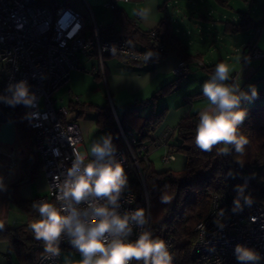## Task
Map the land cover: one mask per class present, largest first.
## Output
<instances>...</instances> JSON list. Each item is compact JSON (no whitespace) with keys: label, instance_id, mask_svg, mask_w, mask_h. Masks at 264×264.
<instances>
[{"label":"built area","instance_id":"2783aa9c","mask_svg":"<svg viewBox=\"0 0 264 264\" xmlns=\"http://www.w3.org/2000/svg\"><path fill=\"white\" fill-rule=\"evenodd\" d=\"M117 1L107 0L103 6L115 11ZM102 29L103 26L92 15L86 17L67 5L58 4L52 9L40 0H0V96L10 95L5 89L10 83L21 80H26L30 92L35 93L37 102L31 107L22 106L40 160L39 169L47 181L48 198L57 207L61 203L57 200V185L63 181L75 153H82V134L77 122L70 118V107L55 106V93L69 83L70 72L79 66L80 53L97 57L98 66L92 68L103 78L105 55L141 62L148 54L142 48L132 47L124 39L103 36ZM261 29L260 25L254 26L248 50L243 56V67H247L252 60L264 58V50L257 44ZM154 35L155 30H152L150 36ZM189 71L190 64L181 60L173 74L179 77ZM240 74L241 70L232 73L226 83H235ZM257 93L255 100H264V91ZM0 101L6 104L4 100ZM116 122L123 140V145L117 149L116 159L121 162L128 177V186L122 192L118 211L123 214L137 208L145 209L148 222L144 229L148 230L149 200L140 162L148 165L150 150L158 147L165 148L161 155L165 164L174 161L176 154L170 143L174 130L137 145L134 130L122 128L118 116ZM14 154L15 150L6 153L9 157ZM224 161L229 177L237 184L240 197L229 202L217 194L210 196L209 212L195 225L197 238L191 246L190 255L194 264H242L235 256V247L240 244L255 250L261 257L257 264H264V204L258 201L256 195L261 185L252 179V169L246 164L233 158H224ZM136 186L143 188L144 202L135 203ZM141 231V228L134 227L129 239L135 240ZM163 240L173 258L172 264H176L174 239L166 235ZM60 242L64 247L75 249L67 237H62ZM61 256L60 250L56 256L45 251L35 264H62ZM8 259L11 264V258Z\"/></svg>","mask_w":264,"mask_h":264},{"label":"crops","instance_id":"0c3cea01","mask_svg":"<svg viewBox=\"0 0 264 264\" xmlns=\"http://www.w3.org/2000/svg\"><path fill=\"white\" fill-rule=\"evenodd\" d=\"M105 1L107 0H83L85 8L88 10V15L87 13L83 14L79 7L74 8L68 4L65 5L81 12L86 17L92 15L103 27H111L114 31L120 30L127 21L135 24L137 29L151 31L168 16L171 32L180 42L179 53H169L162 59L154 60V62L141 61V63L127 64L122 61H116L112 55H105V57L107 56V59L104 58L103 62L105 77L103 78L98 74L96 76L104 80L105 89L108 92L113 111H116L115 105L124 109L133 106L137 109L139 115L144 116L150 110L148 106H152L155 110L161 108L159 101L162 98L159 97L156 102H153V98H150V96L154 95L155 92L161 94L162 91L160 89L176 79L173 70L179 61L185 60L190 64V71L185 75L186 78L182 81H177L174 85L175 88L173 87V93L168 94V96L176 95L179 102L175 104V107H172L169 103L168 105L163 103L164 108L167 109L166 116L161 125L151 133V139L166 131H173L181 118L187 114L197 113L199 116V113L207 106L208 101L203 94L195 95L189 100L186 97L202 91L203 84L211 77L207 76V74L196 72L200 68H204L209 74L214 73L215 65L223 62L229 66L230 75L241 70L240 77L235 84H238L242 90L250 94L251 89L249 86L251 85L255 86L257 92L264 91V58L252 60L247 67H243L242 61L245 52L248 50L255 23L262 24L257 44L259 48L264 50V0H219L223 3L225 2L230 9L225 8L223 10L219 8L218 17L214 16L217 6L211 0H198L199 3L194 2V0H180V2L183 1L187 4L192 2V5L188 4L185 7L187 13L184 14V19L179 20L178 18L176 24L181 21L182 25H187L184 23V21H187L188 24L191 23L194 27H189L186 33L183 32V38L176 34L178 27H176L177 29L174 28L172 20L174 17L171 16L168 0H118L116 2V11L120 12L123 18L122 21L115 18L116 11L103 6ZM175 1L177 2L178 0ZM194 3L195 5H193ZM143 9L151 10L148 21L143 20L138 15ZM245 10L246 13L242 12ZM246 18H248V25L245 26ZM180 52L185 54L186 59L182 58ZM79 57V66L72 71L73 77L70 74L69 83L60 88L55 93V96H58L57 94L63 89L70 94L76 93V89L80 90L75 87L74 92L72 88L68 87L70 81L77 83V78L83 76L86 63L92 62V59L95 60L97 57L93 54L83 53H80ZM198 62L202 64L200 65ZM93 66H91V69H93ZM59 100L62 101L63 97L57 98L56 102ZM79 101L80 98L75 94L72 99L70 98L68 106L70 107L71 103L78 104ZM244 103L247 105L264 104V100H255L254 98L251 101L244 100ZM55 106L58 107L56 104ZM82 116L83 114L78 116L76 112H73L71 119L77 122L81 130V151L83 154L86 153L87 146L84 142V131L88 135V141L90 138L91 142L98 140L104 134L95 124V115H91L92 117L90 118H82ZM92 128L95 130L94 134L90 130ZM16 133H18L17 127ZM90 133L93 135L91 136ZM174 136L175 132H173L172 140L170 141L171 145L174 142ZM0 149L2 150L0 152V182L4 179L2 182L3 187H0V190L5 188L6 193L11 194L18 205L23 207L26 220L20 226L29 228L31 223L40 218L39 213L33 208V203H53L51 198H48L47 181L39 166L33 178L23 181L25 183L21 185H14L17 181L25 179L30 173L29 156L35 155L37 160H39L35 146L30 138L20 139L18 137L13 149L3 144H0ZM158 149H162L164 153L165 148L163 147L153 148L151 153ZM12 150H15L14 156H7L6 153ZM177 156H181L185 162V157L180 154H176L175 160H177ZM88 158L91 157L88 155ZM179 169L181 170L180 167ZM0 227L3 226L0 225ZM60 251L62 264H79L82 259L78 250L65 247L60 249ZM9 257L12 261L11 264L19 263L9 241L6 239L0 240V264H9Z\"/></svg>","mask_w":264,"mask_h":264},{"label":"trees","instance_id":"16d2710c","mask_svg":"<svg viewBox=\"0 0 264 264\" xmlns=\"http://www.w3.org/2000/svg\"><path fill=\"white\" fill-rule=\"evenodd\" d=\"M55 6H51L52 9ZM115 18L123 20L119 11L115 12ZM244 25H248V18H246ZM255 25L261 26L262 24L255 23ZM152 30H155V35L151 37ZM152 30L137 29L135 24L127 21L120 30L114 31L111 27H103L102 35L124 39L134 48H142L147 53H153L147 60H143L144 62H154V60L162 59L169 53H179L180 42L171 32L168 16ZM180 55L186 59L184 53L180 52ZM118 57L127 64L141 63L121 56ZM209 71L213 72L212 70ZM181 77H185V75L176 77L174 81L162 87L161 93H168L174 87L175 81ZM202 94L203 92L199 91L186 97L189 100L195 95ZM240 107L246 112L244 120L236 129L237 138H243L247 141L242 152H236L234 146L223 143L214 145L210 151L198 147L195 137L199 116L197 113H193L182 117L174 128L178 142H172V148L175 154L185 157L184 170L179 172L172 169L156 171L150 161L148 165L140 162L144 169L145 188L150 201L148 230L152 232L154 238L163 240V237L167 235L174 239L176 264H194L195 261L190 255L191 246L197 238L194 228L198 220L209 212L210 196L217 194L229 202L240 197L235 180L228 175L224 158L236 159L252 169V179L261 185L256 193L257 199L264 204V104L247 105L242 100ZM70 109L76 112L78 116L84 112L83 106L77 103H71ZM166 112V108L156 111L153 109L142 116L137 113L135 107L131 106L124 109L119 120L122 128L127 131L134 130L136 144L141 145L151 139V133L161 125ZM95 117V124L98 129L104 135L110 134L117 149L121 148L123 140L113 116L112 107L108 105L96 106ZM17 131L20 139L30 138L33 142L31 129L26 121L17 119ZM225 148L228 149L227 154H224ZM28 163H30V173L25 179L17 181L14 185L25 183L23 181L33 178V175L37 173L40 160H37L35 155H31ZM134 189L135 203L144 202L143 188L136 186ZM164 196L170 198L168 203L162 202ZM19 203L21 204L20 201ZM3 239L8 240L11 244L19 264H35L41 254L45 252L44 241L37 240L30 227H0V240ZM58 248L60 250L65 247L60 242Z\"/></svg>","mask_w":264,"mask_h":264},{"label":"clouds","instance_id":"9594fccd","mask_svg":"<svg viewBox=\"0 0 264 264\" xmlns=\"http://www.w3.org/2000/svg\"><path fill=\"white\" fill-rule=\"evenodd\" d=\"M150 9L138 15L149 20ZM114 50V47L112 48ZM153 53L146 54L147 60ZM230 78V68L221 62L215 65L214 73L202 86L207 106L199 113L196 128V143L202 150L210 151L218 143L232 145L242 152L247 143L238 139L236 129L245 118L241 101H251L258 93L255 86L246 92L238 84L225 83ZM10 95L0 96L8 106L23 104L31 107L37 102L26 80L10 83L5 89ZM224 154L228 149L225 148ZM117 147L113 137L101 136L87 153H75V159L66 170L64 179L58 183L57 200L60 207L48 202H34L33 208L39 219L30 228L37 240H43L45 251L52 256L59 254L62 237L79 251V264H172V256L164 240L154 238L147 224L145 209L137 208L121 214V195L128 186V177L120 161L116 159ZM87 161V162H86ZM0 187H3L0 182ZM169 197L162 198L163 203ZM250 203V201H247ZM240 207L239 200L236 201ZM142 229L135 240H130L133 228ZM235 256L242 264H257L260 255L244 245H236Z\"/></svg>","mask_w":264,"mask_h":264},{"label":"rangeland","instance_id":"374dc122","mask_svg":"<svg viewBox=\"0 0 264 264\" xmlns=\"http://www.w3.org/2000/svg\"><path fill=\"white\" fill-rule=\"evenodd\" d=\"M40 1L42 4H44L50 8H52L51 6H55L58 4H60V5L68 4L74 8L75 7L81 8L83 14L84 13H87V15L89 14L87 8H85V6H84L83 0H51L50 2H48L49 0L48 1L40 0ZM174 1L175 0H168L167 2L169 3V10H170L171 16L174 17V18H172L174 28L178 27V32L176 34L180 38H183V32L186 33L189 27L194 28L193 25L191 23L188 24L187 21H184V23H186L187 25H185V24L182 25V22L179 21L180 19H184V14L187 13V10H185V7L188 4L192 5V2H189L187 4L186 2H183V1L180 2V0H178L177 2L175 1L176 3ZM211 1L213 2V4H215V6H217L215 11H214L215 17L219 16V13H218L219 8L220 9L222 8L223 10H225V8L230 9L229 6H226L225 2L223 3L222 1H219V0H211ZM194 2H198V0H194ZM193 5H195V3ZM242 12L246 13V10L242 11ZM178 18H179V20H178L179 22L176 24V21ZM105 58L107 59V56ZM113 58H115L116 61L118 60L120 62L121 61L124 62L118 56H113ZM91 64L98 66L97 59H95V60L92 59V62L86 63L83 76H81V78H77V81H76L77 83L70 81V84L68 87L72 88V90H74V92H75L74 88L76 87V88L80 89L79 91L76 89V93L70 94L65 89H63L62 91H60L57 94L58 96H55L53 98L54 102L57 106L58 105L68 106L70 98L72 99L73 95L75 96V94H77V96L80 98V101L78 104L80 106H83V109H84V113H83L82 118H90L93 115H95L96 106L102 107V106L108 105V106L112 107L108 92L105 89L104 80H102L101 77L98 78L96 76L97 73L94 72L93 69H91V66H92ZM72 71H74V69H72ZM72 71L70 72V74L72 75L71 77H73ZM196 72L207 74V76L208 75L211 76V74H213V73L209 74L208 72H206L204 70V68H200L199 70H196ZM196 76H198V75H196ZM184 78H186V77H181L178 79V81L179 80L182 81ZM176 83H177V81H175V84ZM174 88H175V86H174ZM174 88L170 89V91L168 93L164 92V93L159 94V92L158 93L155 92V94L150 96V98H153V100H152L153 102H156L157 98H159V97L162 98L159 101L160 102L159 105L161 107L159 109H162L165 107L163 103H167L166 105H168V103H169V104H171L172 107H175L176 106L175 104L179 102V101H177L176 95H169L168 96V94L173 93L171 90H174ZM159 95H161V96H159ZM153 96H155V98ZM166 96H168V97H166ZM59 97H63V100L62 101L59 100L56 102L57 98H59ZM115 107H116L115 108V110H116L115 114H116V116H118V119H119L120 115L124 111V108H122L121 106H117V105H115ZM148 108L150 109L149 111L153 110L152 106H148ZM159 109H156V110H159ZM20 113H21V116L18 117V119L25 121V109L23 106L21 107ZM112 113H113V116L115 117V120H116V116L114 115L113 110H112ZM72 115H73V111H71L70 118H72ZM90 130L94 134V131H95L94 128H92ZM93 134H91V136ZM83 135H84V142L87 145L85 151L91 157L90 147H91V144L93 142H91L90 138L88 141V138H87L88 135H87V133H85V131H84ZM174 138H175L174 142L175 143L178 142L176 135L174 136ZM162 154H163L162 149L155 150L149 154L150 155L149 161L151 163H153V168L156 171L164 170L166 167H168L167 169H172L175 172H179V171L184 170L185 162L181 156H177V160H175L174 162H171L170 165H167L161 159ZM179 167L181 168V170L179 169ZM149 210H150V201H149ZM25 220L26 219H25L23 207H20L18 205V203L16 202L15 198H13V196L11 194H7L5 188L4 189L2 188L0 190V225L15 228L16 226H20L23 223V221H25Z\"/></svg>","mask_w":264,"mask_h":264},{"label":"water","instance_id":"95a60500","mask_svg":"<svg viewBox=\"0 0 264 264\" xmlns=\"http://www.w3.org/2000/svg\"><path fill=\"white\" fill-rule=\"evenodd\" d=\"M22 105L12 107L0 101V144L9 146L10 149L14 148L18 137L16 127Z\"/></svg>","mask_w":264,"mask_h":264}]
</instances>
